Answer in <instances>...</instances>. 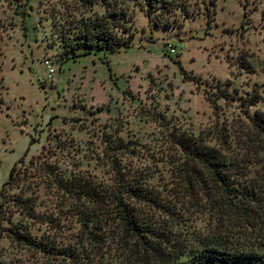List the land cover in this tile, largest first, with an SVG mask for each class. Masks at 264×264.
Wrapping results in <instances>:
<instances>
[{"label": "rangeland", "instance_id": "374dc122", "mask_svg": "<svg viewBox=\"0 0 264 264\" xmlns=\"http://www.w3.org/2000/svg\"><path fill=\"white\" fill-rule=\"evenodd\" d=\"M122 5L128 28L117 33H131L128 46L62 59L69 21L103 13L102 0L90 7L0 0V186L24 152L20 168L42 150L40 160L97 187H110L115 170L125 167L140 173L158 200L134 207L181 247L263 250L264 140L250 115L264 111V0H188L186 15L162 14L171 17L168 25L147 20L137 0ZM44 58L53 68L49 77ZM255 93L258 100L248 104ZM173 130L201 138L241 165L238 177L258 191L262 221L225 214L219 189L208 180L202 190L187 186L182 154L168 137ZM30 179L37 211L31 234L72 255L25 248L0 229L3 264H141L131 242L119 239L115 221H103L97 230L103 241L93 243L71 201ZM14 209L11 221L21 219Z\"/></svg>", "mask_w": 264, "mask_h": 264}, {"label": "trees", "instance_id": "16d2710c", "mask_svg": "<svg viewBox=\"0 0 264 264\" xmlns=\"http://www.w3.org/2000/svg\"><path fill=\"white\" fill-rule=\"evenodd\" d=\"M67 1L74 2L78 7H90L95 2ZM187 1L137 0V3L147 20L168 25L172 21L171 17H162V14L176 9L186 15ZM205 1L208 5H214L215 2ZM102 4L103 13H92L85 17L80 15L69 21L71 27L61 39L62 59H73L94 51L110 53L130 44L131 33H117V30L122 32L128 28L126 22L129 18L122 0H102ZM261 19L264 26V10L261 12ZM245 100L248 104L254 103L258 100V95L250 94ZM250 120L253 129L264 140V111L254 110ZM168 137L170 143L182 154L184 166L181 171L188 187L198 184L202 190L208 180L219 189L220 208L225 214L237 212L244 214L246 222L262 221L258 191H255L251 181L242 183V178L238 177L241 175L239 163L227 158L220 148L204 143L197 136L173 130L168 133ZM25 153L11 165L7 178L0 186V222H9V225L0 226V229L14 244L40 252L54 250L67 257L72 255L71 252L59 250L52 243L31 234L30 221L37 218L35 196L29 185L32 180L30 177H34L40 179L36 182L42 181L45 185H51L71 201L80 229L85 230L91 242L103 241L104 236L97 232L103 221H115L119 228V239L131 242L141 264H264V249L235 246L228 248L220 244L209 246L207 243H199L192 248L181 247L167 232L157 228L153 221L143 219L134 207L138 202L158 205L157 196L147 188L140 173L124 167L122 171L115 170L110 187H97L87 177L77 173L66 175L54 164L40 160L42 150L30 156L29 165L20 168L18 163L22 164ZM5 190H12L11 194L6 196ZM10 206L15 207L14 211L21 219L11 221ZM0 264H3L1 260Z\"/></svg>", "mask_w": 264, "mask_h": 264}, {"label": "built area", "instance_id": "2783aa9c", "mask_svg": "<svg viewBox=\"0 0 264 264\" xmlns=\"http://www.w3.org/2000/svg\"><path fill=\"white\" fill-rule=\"evenodd\" d=\"M170 50H172V48H170ZM42 64L45 68V74L47 77H49L51 75V73L53 72V68L51 66V63L47 60V59H43L42 60Z\"/></svg>", "mask_w": 264, "mask_h": 264}]
</instances>
